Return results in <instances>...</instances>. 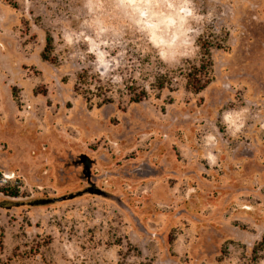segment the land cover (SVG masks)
<instances>
[{"label":"rangeland","instance_id":"374dc122","mask_svg":"<svg viewBox=\"0 0 264 264\" xmlns=\"http://www.w3.org/2000/svg\"><path fill=\"white\" fill-rule=\"evenodd\" d=\"M0 172L5 264H264V0H0Z\"/></svg>","mask_w":264,"mask_h":264},{"label":"trees","instance_id":"16d2710c","mask_svg":"<svg viewBox=\"0 0 264 264\" xmlns=\"http://www.w3.org/2000/svg\"><path fill=\"white\" fill-rule=\"evenodd\" d=\"M16 7L17 4L13 3ZM209 44L201 45L203 50L202 60L199 65L192 67L186 75V87L194 93H200L203 91L213 80L214 78V62L211 56ZM54 51V40L51 34L47 35V44L42 52V58L46 61H50L52 63H56L55 57H53L52 53ZM170 84L168 77L159 78L157 83L154 85L155 89L158 91L163 90ZM103 87L106 89L102 93H95L97 90H103ZM75 91L78 94L83 95L86 101L90 106L93 104L92 95L98 98L97 105L101 106L106 103L112 102V98L107 95V93L111 92V89H108L107 86L102 85L101 79L96 78L91 75L88 70L84 69L77 76V81L75 84ZM104 94V95H103ZM149 97L148 90L143 87L141 90L134 92V95L131 97L132 102H141ZM2 173L0 172V177ZM0 193L5 195L6 197L18 198L22 196L21 184L20 183H11L7 181V183L0 184ZM3 234H0V248L3 246L2 240ZM257 248H264V240L257 244ZM0 264H5L4 261L0 259Z\"/></svg>","mask_w":264,"mask_h":264},{"label":"built area","instance_id":"2783aa9c","mask_svg":"<svg viewBox=\"0 0 264 264\" xmlns=\"http://www.w3.org/2000/svg\"><path fill=\"white\" fill-rule=\"evenodd\" d=\"M9 178V175H5L4 181H7Z\"/></svg>","mask_w":264,"mask_h":264},{"label":"snow or ice","instance_id":"6c2138e0","mask_svg":"<svg viewBox=\"0 0 264 264\" xmlns=\"http://www.w3.org/2000/svg\"><path fill=\"white\" fill-rule=\"evenodd\" d=\"M133 2H134V0H133Z\"/></svg>","mask_w":264,"mask_h":264}]
</instances>
